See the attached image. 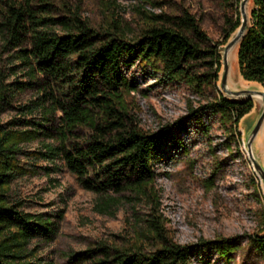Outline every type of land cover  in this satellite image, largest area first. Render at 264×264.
<instances>
[{
	"label": "trees",
	"instance_id": "obj_1",
	"mask_svg": "<svg viewBox=\"0 0 264 264\" xmlns=\"http://www.w3.org/2000/svg\"><path fill=\"white\" fill-rule=\"evenodd\" d=\"M1 1L0 264H53L36 256L29 245L36 238L51 240L55 222L47 214L20 209L23 202L10 189L19 176L65 168L85 190L98 195L157 178L162 146L177 139L170 127L143 132L135 124L125 95L138 85L125 76V67L139 61L160 72L164 81L184 83L199 92L212 84L218 96L192 109V114L209 111L236 131L254 107L252 99H231L219 88L221 46L241 24V0H236L235 21L227 20L231 27L223 41L211 39L187 10L153 15L148 26L129 38L123 30L97 31L78 13L49 16V3ZM252 2L238 64L245 80L264 87V0ZM57 26L60 31L53 29ZM27 90L36 95L21 102L19 95ZM11 108L16 113L5 122L4 114ZM202 129L208 134L207 124L202 123ZM247 236L264 260V226ZM208 243L227 258L237 249L229 240ZM191 252L188 245L164 239L148 252L101 244L85 254L95 264H189Z\"/></svg>",
	"mask_w": 264,
	"mask_h": 264
},
{
	"label": "rangeland",
	"instance_id": "obj_2",
	"mask_svg": "<svg viewBox=\"0 0 264 264\" xmlns=\"http://www.w3.org/2000/svg\"><path fill=\"white\" fill-rule=\"evenodd\" d=\"M33 1L36 5L51 4L49 16L78 13L97 31L123 30L129 38L148 26L153 15L187 10L211 39L223 41L231 27L227 20L235 21L238 9L236 0ZM252 6L249 0V24ZM239 12L241 15L240 5ZM53 29L60 31L61 27ZM225 46H221L222 53ZM124 73L138 85L137 90L125 95L126 108L138 128L147 132L170 127L177 139L162 146L157 178L140 187L98 195L85 190L65 168L51 174L38 171L19 176L10 189L14 198L23 202L20 209L47 214L56 227L51 240L36 238L29 248L46 263L95 264L85 252L95 251L101 244L148 252L165 239L192 249L189 264H264L247 236L264 226V183L244 146L241 122L236 131L209 111L197 117L192 114V109L198 110L217 97V89L210 84L199 92L184 83L164 81L160 72L139 61L125 67ZM261 87L245 80L238 60H232L230 90ZM35 95V91L27 90L18 99L25 102ZM253 102L254 114L246 121L250 124L258 117L256 107L260 109L262 104L257 99ZM15 113L9 109L4 121L9 122ZM181 123L185 127H180ZM202 123L209 126L208 134ZM232 133L236 135L230 140ZM260 140L258 157L262 160L263 135ZM28 144L35 146L36 142ZM221 239L237 246L228 258L208 243ZM76 254L82 258L72 259Z\"/></svg>",
	"mask_w": 264,
	"mask_h": 264
},
{
	"label": "water",
	"instance_id": "obj_3",
	"mask_svg": "<svg viewBox=\"0 0 264 264\" xmlns=\"http://www.w3.org/2000/svg\"><path fill=\"white\" fill-rule=\"evenodd\" d=\"M249 0H241L240 3V11H241V24L237 28L234 36L229 38L226 46L224 48V53H222V68L220 72V84L219 88L221 92L231 99H239L246 100L252 99L255 101L256 99L262 103L260 109L256 107V111H258V117L254 119L253 124L246 123V121L254 114L255 110H251L248 114H246L241 119V126L244 129V146L249 153V157L255 167V170L259 177L262 179L264 183V158L261 160L258 157V140L261 139V135L264 136V87L262 86L260 89H240V90H230L229 89V70H230V62L228 60L229 51L235 46V44L241 43L243 37L246 34V31L249 27L248 15L246 12V5ZM245 122V126H244ZM249 128V129H248ZM261 141V140H260ZM262 144V143H261Z\"/></svg>",
	"mask_w": 264,
	"mask_h": 264
},
{
	"label": "bare ground",
	"instance_id": "obj_4",
	"mask_svg": "<svg viewBox=\"0 0 264 264\" xmlns=\"http://www.w3.org/2000/svg\"><path fill=\"white\" fill-rule=\"evenodd\" d=\"M238 47H239V43L235 44V46L229 51L228 60H229L230 64L232 63V60H233V62H237V60H238V53H237ZM238 69H239V64H238ZM239 72H240V70H239Z\"/></svg>",
	"mask_w": 264,
	"mask_h": 264
}]
</instances>
